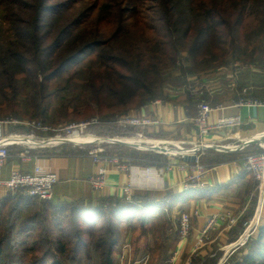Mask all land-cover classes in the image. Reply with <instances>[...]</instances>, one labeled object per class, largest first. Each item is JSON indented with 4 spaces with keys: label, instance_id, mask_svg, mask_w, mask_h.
Listing matches in <instances>:
<instances>
[{
    "label": "trees",
    "instance_id": "1",
    "mask_svg": "<svg viewBox=\"0 0 264 264\" xmlns=\"http://www.w3.org/2000/svg\"><path fill=\"white\" fill-rule=\"evenodd\" d=\"M128 35L135 39L115 52ZM182 51L196 66L264 64V0H0V116L24 118L23 110L32 109L47 118L59 91L67 93L66 110L78 117L84 107L88 116V103H79L87 90L105 120L158 96L164 70ZM92 53L99 62L84 61ZM83 73L88 78L77 75ZM216 156L201 162L228 159ZM136 191L131 199L101 197L95 204L0 200V264H117L130 231L135 253L150 250V264H169L178 234H167L168 212L197 191ZM256 233L229 264H264V224Z\"/></svg>",
    "mask_w": 264,
    "mask_h": 264
},
{
    "label": "crops",
    "instance_id": "2",
    "mask_svg": "<svg viewBox=\"0 0 264 264\" xmlns=\"http://www.w3.org/2000/svg\"><path fill=\"white\" fill-rule=\"evenodd\" d=\"M242 71L245 72L244 69L239 68V75L244 78ZM219 82L220 81L217 83L214 82L210 87L215 93H219L220 96V94L227 89H225V86L221 87ZM259 84L260 83L251 81L247 82L246 80H242L241 82V78L239 82H236L234 75L233 82L229 84L227 93L228 99L221 100L218 104H223L227 107L224 111L226 115L240 114L243 123L237 128L213 130L204 137L199 136L198 129L192 121L197 114L198 105L195 106L194 102L188 100L183 101L185 98L182 96L181 99L183 102H178L177 100L180 99V97H177L176 100L146 105V107L141 108L135 113L136 115L149 116L153 120L159 121V123L152 126L142 128L144 132L147 131L146 134L152 137L166 138L177 142L202 140L207 143L216 142L220 144L235 143L244 145L249 143L243 150L227 153L215 151L213 149H205L203 151L202 158L204 159L209 153L214 156L221 155L228 159L221 163H208L211 168L207 176L208 187L204 189H193L197 192L188 194L168 212L171 227L172 222H175L182 212L193 215V233L191 237L182 241L178 239L176 246L171 250V252L177 253L176 262L179 264H190V262L193 261L192 257L195 253L194 250L197 241L201 238L204 239L200 249L202 253H200V258L196 260L201 262L206 261L205 263L209 264L220 263L224 255L228 254L227 252L221 257L219 251L222 247L236 241L244 229L252 224L253 219L259 212L260 204L262 200H264V196L261 197L259 194L258 181L253 175L249 174L241 167L240 162L244 155L249 152L261 150L260 144H264V105L254 107L235 105L241 95H245L244 97L253 96L257 99H264V86L259 87ZM236 85H238L237 88H235ZM218 98H222V96ZM220 115V112H213L209 117L210 123L215 124ZM7 128L6 126L3 127L0 130V134H9L10 131ZM11 149L14 151L5 165V176H9L13 169L31 172L37 162L49 166L59 177V182L54 187L53 198L51 200L55 204L77 200L95 204L101 197H125L122 187L127 185L130 177L128 173L113 168L108 174L107 187L102 191H95L92 189L88 178L94 173L95 166L92 158L87 154L63 152L58 148L53 149L47 147L41 148L38 151L36 150V152L32 151L33 157L31 159H23L20 156L23 153L22 147H11ZM34 155L38 156V158ZM123 155L130 159L132 164L139 166L163 164L167 161L175 160L173 156L164 155L166 158L165 161L152 162L144 165L140 164L138 158H135L132 154L128 155L127 153ZM123 155L122 157H124ZM185 176L186 172L175 170L164 175L166 183L164 189H144L136 192H149L160 196H163L166 192L182 193L186 191L182 186ZM195 211L197 212L196 215H194ZM226 211H231L237 216V224L232 228L219 225V227L202 235L208 218L212 214ZM258 222L255 223L252 228H254ZM262 224H264V222ZM260 225L255 229L257 230ZM171 227L167 231L169 237L174 234L173 228ZM132 239V231L127 233L122 239L117 249V262L123 245L126 242H132ZM150 256L151 255L147 256L148 258H143L147 260L146 264H148Z\"/></svg>",
    "mask_w": 264,
    "mask_h": 264
},
{
    "label": "built area",
    "instance_id": "3",
    "mask_svg": "<svg viewBox=\"0 0 264 264\" xmlns=\"http://www.w3.org/2000/svg\"><path fill=\"white\" fill-rule=\"evenodd\" d=\"M238 77L239 69H237L235 73V79ZM235 105L249 107L261 106L264 105V100L253 97H240ZM226 108L227 107L223 104L210 105L205 102L198 104L197 114L192 121L198 129L200 137L208 135L213 130L237 128L242 125V116L240 114L226 115L224 114ZM213 112H220L221 114L215 124H211L209 121V117ZM99 122L98 118H93L76 125L77 130H74L72 134L82 137L83 141L70 143H75L81 145L82 147L92 143L108 144V146H95L89 150V155L95 166V171L88 178V181L95 190H103L108 185V174L112 168L121 172H126L128 173L130 180L127 185L122 187V191L127 199H131L132 193L135 189H164L166 187L164 175L175 170L186 172L185 179L182 182L184 190L207 188V176L211 168L201 162L203 151L205 149H213L215 151L227 153L231 151L243 150L247 145H249V143L244 145L235 143H207L202 140L177 142L169 139H154L147 137L142 131H135L131 135L114 137H101L96 134L86 132V129H88L91 125L98 124ZM115 122L123 128H138L159 123V121L153 120L149 116L139 115L117 116ZM10 124L24 125L26 126L27 131L24 133H9L7 135L0 134V190L7 193L23 191L26 195L39 200H52L54 187L59 182V177L58 174L49 166L37 162L33 171L25 172L20 169H13L7 177L4 174V168L11 156V147H22L23 153L20 156L23 159H31L33 157L32 150L54 147L68 142L64 141L53 143V140L61 136H46L51 130H53L51 127L26 120L9 118L0 119V130ZM37 132L44 133L46 135L39 136L36 134ZM118 138L127 140V142L123 144L139 151H152L163 155L173 156L175 160H170L163 164L148 166L134 165L130 162V159L110 151L109 148H111L112 145L122 143L118 140ZM260 148L261 150L256 152L247 153L241 159L240 164L245 171L253 175L258 181L259 194L262 197L264 196L263 143L260 144ZM34 156L38 158V156ZM188 157H195V160H188ZM190 218L191 216L188 213L181 214L179 218V227L182 239L187 238L189 234L191 228ZM224 223L228 224L230 227L235 225L237 223V216L231 211L212 214L208 218L207 225L203 231L204 233H208L209 230H212L218 225ZM244 232L240 235L237 241L231 243L228 248L235 249L237 247H244L253 236L251 234L252 231H250L249 235L241 241ZM131 246L132 243L130 241L123 245L119 256L121 264H132L130 261ZM136 263L137 262H135V264Z\"/></svg>",
    "mask_w": 264,
    "mask_h": 264
},
{
    "label": "rangeland",
    "instance_id": "4",
    "mask_svg": "<svg viewBox=\"0 0 264 264\" xmlns=\"http://www.w3.org/2000/svg\"><path fill=\"white\" fill-rule=\"evenodd\" d=\"M134 39H135V37L132 35H130V36L128 35L126 37L124 36L112 48L114 49L115 52L119 51V50H121L120 47H124L125 45L130 44ZM93 57H95L97 62L100 61L97 54H94V53L86 56L84 61L86 62ZM191 68H192V70H190ZM239 68L245 70V72L242 71L243 72L242 75L244 76V78L240 77V75H239V77L235 79L236 82H239L240 78H241V82H242V80H246L247 82L251 81V82L260 83L259 87L264 86V64H263V62L258 61L255 64H250V63L244 64L243 62H240V61H230L227 64H221V65L210 63L207 65L196 66L195 63H193V61L187 55V52L182 51V53L178 56L176 63L167 67L164 70V72H163L164 74H163V78H162L164 81V84L160 88H158L159 95L156 96L155 98L147 101L146 105H151V104H154L155 102H158V101L167 102V101H171L174 99L176 100L177 97H180V99L177 100L178 102L182 101V99H181L182 97H184L186 99V100L184 99L183 101H187V100L190 101L191 97H193L194 100L192 102H194L195 106H197L199 103H203V102L209 103L210 105H216V104H218L219 101L218 102H214V101L216 99H218V97L222 96V101L228 99L227 93H228L229 84L233 82L234 75H235L237 69H239ZM86 73L77 74V75L79 77H82V75H84V77L88 78V74H86ZM87 78H86V80H87ZM218 81H220L219 83H220L221 87L225 86L226 87L225 89H227V90H224V92H222L220 94V96H219V93H215L214 90H212L210 87L214 82L217 83ZM86 83L89 84L87 81H86ZM237 86L238 85H236L235 88H237ZM236 90H238V89H236ZM89 94H90V92L85 90V92L82 95L80 102H79L81 104L84 102L88 103L89 106L87 109L90 111V114L88 116L84 112L85 111L84 107H82L80 109V113H78L79 114L78 117L73 115V109L66 110L63 107V103H65L64 99L67 96V93L59 91L58 95L54 99L52 98L49 101V103L53 104V107H52L51 111H49L47 118H42V117L36 116L34 110L30 109L27 111L23 110V113L25 114L24 118H19V117L13 116L12 113H7V114L3 113V115L0 116V119L9 118V119L26 120V121L34 122L36 124H42L45 126H49L53 130H51L48 133V135H46L44 133H40V132H37L36 134L39 136L46 135L49 137L61 136L62 138L67 139L70 137H74V138L79 137L77 135L72 134L74 130H77L76 125L83 123L84 121H88L90 119H93V118H98L100 122L98 124L91 125L88 129H86L87 133L96 134L97 136H101V137H106V136L114 137V136L131 135L135 131H142L147 137H151L154 139H166V138L152 137V136L146 134L147 131L144 132V130H142V128H145L148 126L138 127V128H135V127L123 128V127H120L118 124H116L115 119L117 116L136 115L135 113H137L141 108L146 107V105H142V106L136 107V108L135 107L130 108L126 111L125 110L117 111L116 113L113 114V116H108L104 120L101 118L102 116L99 113V110H98L96 103L94 101H91ZM244 96L245 95H241L240 97H244ZM250 97H253V96H250ZM253 98H255V97H253ZM20 99H22V98L20 97ZM258 99H260V98H258ZM261 100H264V99H261ZM66 113H68L69 115L67 116ZM150 126H152V125H150ZM6 127H8L7 129H9V131H10L9 133H24L27 131V128L24 125L21 126V125L10 124L9 126H6ZM77 140L78 139H75L73 141H77ZM169 140H171V139H169ZM173 141H175V140H173ZM100 145L101 146H108V144H106V143H104V144L92 143V144L86 145L85 147H82L81 145L68 142V143H64V144L54 146L55 148L54 147H50V148H53V149L58 148V149H61L63 152L87 154L88 156H90L89 150L95 146H100ZM109 149L113 153L117 152V154L118 153H119V155L121 154V156L123 154H127V153H128V155H130L134 151L141 152L143 154L151 152V151H139V150H136L132 147H129L128 145H125L123 143H117L115 145H112V147ZM13 151L11 149L10 154H12ZM32 151L36 152V150H32ZM253 152H256V151H253ZM152 153H154V152H152ZM249 153H252V152H249ZM157 154L155 153V155H157ZM123 156L125 157V155H123ZM215 157H217V156L211 155L209 153L207 156V159L208 160L210 158L214 159ZM149 161H150V159H147V158H142V159L138 158V162L140 164H142L143 162L152 163ZM163 161H165V160H159V162H163ZM155 162H158V161H155ZM202 163L206 166H209L208 163H210V162L209 161H204V162L202 161ZM92 189L95 190L93 187H92ZM138 190H144V189H138ZM95 191H102V190H95ZM12 196L30 197V196L26 195L23 191H17L15 193H7V192L0 190V200L5 199V198H9ZM263 206H264V200H262V202L260 204L259 212L256 215V217L253 219L254 221H253L251 227L247 228L248 234L250 233V231H252L251 234L253 236L255 234V238H256V234H257L256 233L257 230L255 228L264 222ZM183 213H187V212H182L181 214H183ZM181 214L175 220V222L174 221L172 222L171 228H173L174 234L175 233L178 234V239L182 241V240L189 239L193 233V215L188 213L191 216V218H190L191 228H190V231H189L187 238L182 239L181 234H180V227H179V223H180L179 218H180ZM196 214H197V212L195 211L194 215H196ZM257 222H258V224H256L254 226V228H252L253 225ZM206 225H207V223H206ZM222 225L225 227L226 226L230 227L228 224H225V223L220 224V226H222ZM235 225H233V226H235ZM233 226H231L230 228H232ZM217 227H219V225ZM217 227H215V228H217ZM250 229H252V230H250ZM210 231L211 230H209L208 232H210ZM203 234L205 235L207 233H204V231H202V235ZM203 240L204 239L201 238L200 240L197 241V245H196L195 250H194L195 253L192 257L193 261H191L190 264H209V263H205L206 261L205 262L204 261H202V262L197 261L200 258V253H202L200 249H201V246L203 244L202 243ZM234 242L235 241H233L231 243H234ZM231 243H228L227 245L223 246L222 249L219 251L221 254V257L227 252H228V254H225L224 257L222 258L223 260L220 263L218 262L216 264H229V259L233 255L238 256V257H242V255L244 254V250H243L244 248L243 247H237L235 249H230L228 247L230 246ZM119 254H121V250H120ZM149 255L152 256V254L150 253V250H148V251L146 250V251L142 252L141 254L135 253L133 251V245L131 246L130 261L132 264H135V262H137L136 264H138V263L139 264H146L147 260L143 259V258H146ZM176 258H177V253L176 252L174 253L173 251L171 252V250H170L169 258H168L169 264H179L176 262ZM117 264H121L120 259L118 260ZM125 264H128V263H125ZM148 264H150V258L148 259Z\"/></svg>",
    "mask_w": 264,
    "mask_h": 264
},
{
    "label": "bare ground",
    "instance_id": "5",
    "mask_svg": "<svg viewBox=\"0 0 264 264\" xmlns=\"http://www.w3.org/2000/svg\"><path fill=\"white\" fill-rule=\"evenodd\" d=\"M92 138V137H91ZM75 139H78L77 141H73V140H75ZM83 138L82 137H70V138H67V139H65V138H62V137H58V138H56L55 140H53L52 142L53 143H59V142H64V141H66V142H81V141H83L82 140ZM92 139H94V138H92ZM118 140L120 141V142H122V143H125V142H127V140H124V139H122V138H118ZM254 221V220H253ZM253 223V222H252ZM251 225L252 224H250V226H248V228L249 227H251ZM249 234H248V229L247 230H245V232H244V234H243V237H242V239H241V241H243L247 236H248Z\"/></svg>",
    "mask_w": 264,
    "mask_h": 264
},
{
    "label": "water",
    "instance_id": "6",
    "mask_svg": "<svg viewBox=\"0 0 264 264\" xmlns=\"http://www.w3.org/2000/svg\"><path fill=\"white\" fill-rule=\"evenodd\" d=\"M188 160H195V157H188Z\"/></svg>",
    "mask_w": 264,
    "mask_h": 264
}]
</instances>
